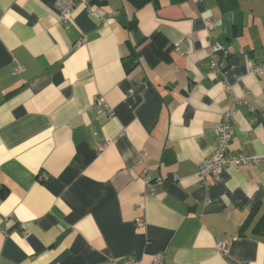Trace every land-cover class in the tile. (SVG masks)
<instances>
[{
	"label": "crops",
	"instance_id": "obj_1",
	"mask_svg": "<svg viewBox=\"0 0 264 264\" xmlns=\"http://www.w3.org/2000/svg\"><path fill=\"white\" fill-rule=\"evenodd\" d=\"M54 3L0 0V264H264V0Z\"/></svg>",
	"mask_w": 264,
	"mask_h": 264
},
{
	"label": "built area",
	"instance_id": "obj_2",
	"mask_svg": "<svg viewBox=\"0 0 264 264\" xmlns=\"http://www.w3.org/2000/svg\"><path fill=\"white\" fill-rule=\"evenodd\" d=\"M79 5L86 6L87 0H55L54 6L57 11L58 19L60 22L64 23L72 19L74 15V11L76 7ZM87 12L94 19L99 20L100 15L97 10H94L90 7H87ZM205 25L207 28H211V23L209 21H205ZM223 52V47L219 43H215L210 49V66L212 68H216L219 61L220 55ZM248 72L251 74H257L260 76H264V65H254L250 61H246ZM14 73H18L21 71L20 67L15 66L13 69ZM95 105L100 109L102 106H105V101L103 97L98 96L94 101ZM244 103L248 104V100L245 98L244 100H235L233 102V108L237 107L239 104ZM235 116V111L233 109L226 110L216 126L215 135H216V143L213 148L212 157L208 160L203 161L199 166L198 176L203 179V184L208 185L209 182L206 180L208 177H214L219 171L227 168V167H240L249 162H257L262 160L263 157H253L247 158L242 155H229L228 146H229V128L230 124ZM264 126V113L261 115V122ZM107 143L99 144L98 149L101 151L105 148ZM145 186L147 189H150L153 185L148 178L144 180ZM156 184H161V180L157 179ZM137 226L141 227L144 225V221L142 219L136 220ZM218 250L221 252H225L227 246L225 244L218 245ZM161 255H157L154 257L152 264H159ZM122 264H138V262L132 257H127L122 261Z\"/></svg>",
	"mask_w": 264,
	"mask_h": 264
},
{
	"label": "trees",
	"instance_id": "obj_3",
	"mask_svg": "<svg viewBox=\"0 0 264 264\" xmlns=\"http://www.w3.org/2000/svg\"><path fill=\"white\" fill-rule=\"evenodd\" d=\"M128 1L131 2L133 5H135L136 7H141L145 5L147 2H149L150 0H128ZM221 2H224V0H221ZM246 228H247L246 226L245 227L243 226L240 229V233L243 234ZM252 233L256 235H264V217L263 216L253 226Z\"/></svg>",
	"mask_w": 264,
	"mask_h": 264
}]
</instances>
